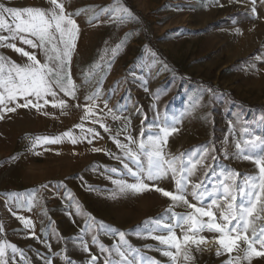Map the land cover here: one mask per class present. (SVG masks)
Instances as JSON below:
<instances>
[{"label":"rangeland","instance_id":"1","mask_svg":"<svg viewBox=\"0 0 264 264\" xmlns=\"http://www.w3.org/2000/svg\"><path fill=\"white\" fill-rule=\"evenodd\" d=\"M59 1L79 26L70 65L77 100L86 101L99 88L100 119L109 131L92 124L99 133L92 145L70 153L33 147L37 136L58 135L67 115L33 116V108H18L0 120V242L23 252L14 264H92V256L96 264H172L162 255L166 246L150 235H166L163 226L174 225V217L190 209L173 206L154 190L120 192L117 182H136L124 163L137 166L115 141L135 151L159 127L174 126L178 131L163 146L167 157L211 150L194 181L211 186L227 177L226 182L241 185L257 176V166L243 156L260 154L259 141L254 148L246 138L264 139V4L257 0L253 13L248 0ZM105 9L128 11L113 12L116 19L110 20ZM121 17L126 19L121 22ZM117 45L120 50L113 56ZM90 72L99 74L86 82ZM145 182L176 191L170 177ZM17 216L30 219L34 227L26 228ZM88 224L96 227L85 231ZM260 226L264 220L256 223ZM175 231L182 238L181 230ZM118 233H124L123 241ZM202 234L208 240L216 235ZM116 246L125 253L124 261ZM187 247L194 257L187 264H226L229 259L227 254L218 257L214 244L201 245L211 249L203 251ZM180 264H185L182 257ZM251 264H264V257H254Z\"/></svg>","mask_w":264,"mask_h":264},{"label":"snow or ice","instance_id":"2","mask_svg":"<svg viewBox=\"0 0 264 264\" xmlns=\"http://www.w3.org/2000/svg\"><path fill=\"white\" fill-rule=\"evenodd\" d=\"M244 3L245 0H236ZM252 5L251 11L256 13L257 0H248ZM264 4V0H260ZM50 9L39 7H10L0 3V48H8L26 58L24 64H17L10 59L0 55V120L8 113H15L18 108H33L40 112L45 106L50 105L59 109L62 114H67L68 102L63 97L77 98V86L70 74V65L76 41L79 35V26L71 15L66 13L65 4L59 0H48ZM222 6V5H220ZM109 12V19L115 20L113 12H127V9H105ZM126 17H121V22ZM7 32V35L2 33ZM239 34V29H237ZM17 41L31 49H40L45 57V62L37 58L35 52L26 51L17 46ZM121 45L111 49L115 56ZM107 52L105 53V55ZM103 59V56L101 57ZM97 68L100 65H96ZM98 72H90L88 76L98 75ZM211 92L212 90L209 89ZM63 94L61 97L60 94ZM100 89L94 95L86 96V104L83 107L84 115L82 121L98 124L105 132L109 131L107 125L100 119L98 112ZM51 97V99H49ZM80 107L79 104L76 105ZM104 107L107 108L105 102ZM112 110L109 109V112ZM47 114V113H45ZM82 135H75L73 131H65L56 137H38L33 142V147L40 144H60L65 139L73 145L88 140V134L93 138L99 135L94 128H85L84 123L76 126ZM178 128L174 126H161L157 133L142 138L138 149L133 150L129 145L122 144L119 140L115 143L124 152V156L132 161L137 167L134 169L124 163L123 167L135 178L136 182H117L120 192H131L141 194L145 191L154 190L163 197L169 199L173 206L183 205L190 211L181 216H175V224L163 227L167 229L166 235H150V238L166 246L162 249V255L168 257L172 264H180V258L187 264L194 259L188 245L195 246L197 251L211 250L202 249L201 245H216V255L227 254L229 259L226 264H251L254 257H264V226L256 227L258 221L264 220V139L259 136L246 138L245 143L257 147L259 141L260 154H244L243 158L253 162L258 169V175L244 180L243 184L236 185L234 181L226 182L227 177L213 181L212 185L205 180L194 181L192 178L196 173L198 165H203L211 151L208 148L193 150L196 154H185L181 157H167L163 152V146L167 144L168 138L176 133ZM247 132V129L244 130ZM143 137V133L141 134ZM130 143L134 142L132 137H127ZM240 148V145H236ZM101 151L99 148L93 149ZM120 159V157H116ZM215 160V156H212ZM146 161V164H145ZM211 165L208 166L210 168ZM113 171H116L113 169ZM208 175L207 168L204 172ZM234 176L236 174H233ZM171 178L175 183L176 191H168L155 183L149 184L145 181H160ZM189 196L196 201L193 203ZM239 200V203H238ZM207 201V203L205 202ZM206 218V219H205ZM26 228H33L30 219L17 216ZM159 223V222H157ZM96 227L88 224L85 231ZM102 229V226H100ZM179 228L182 238L178 237L175 229ZM0 231L3 226L0 225ZM205 231L216 234L212 240H208L202 233ZM250 233V234H249ZM34 235V233H33ZM120 240H124V233H118ZM93 236V243H97ZM242 245L244 247H242ZM257 245L259 248H257ZM175 251H172V250ZM9 250L11 255H9ZM86 252L90 251L86 245ZM102 252H109L100 245ZM23 258V252L8 241L0 242V264H14L17 253ZM115 252L124 261L125 253L120 246L115 247ZM236 252L237 255L231 254ZM92 264H96L97 257H91ZM47 264H51L48 261ZM105 264H109L106 260ZM111 264H116L112 261ZM131 264V261H127ZM152 264H157L153 261Z\"/></svg>","mask_w":264,"mask_h":264},{"label":"crops","instance_id":"3","mask_svg":"<svg viewBox=\"0 0 264 264\" xmlns=\"http://www.w3.org/2000/svg\"><path fill=\"white\" fill-rule=\"evenodd\" d=\"M60 2V1H59ZM0 3H4L6 6L10 7H18V8H23V7H39L43 9H50L51 5L48 3V0H14V2L5 3L4 0H0ZM4 35H7V32L2 33ZM18 47H23L26 51L29 52H35L37 55V58L40 59L42 62H45V57L43 52L40 49H31L26 45H22L19 41L16 42ZM0 55H3L6 59H10L11 61L17 63V64H24L26 62V58L21 57L19 54L15 53L13 50L8 49V48H0ZM61 97H63V94H60ZM67 102H68V109L67 111V116L66 120L64 121L63 124L60 125V131L59 134L56 136H60L62 133L65 131H73L75 135H82L80 133L79 128L76 126L84 123L85 128L92 127V123L88 121H82V116L84 115L83 112V107L87 103L86 101H80L77 100L79 96H77L76 99H72L70 97H63ZM51 99V97H49ZM79 104L80 107H77L76 105ZM99 110V109H98ZM101 113L102 111H98ZM33 116H40V115H45V113L48 114H53V115H65L62 114L59 109H54L51 106L49 107H44L40 112H37L35 109H32L31 111ZM10 114H6L5 117H9ZM101 117V116H100ZM103 121V120H102ZM56 136H51V135H42V136H37L34 139L38 137H56ZM97 137V136H96ZM92 136L88 134V139L91 140ZM41 146H46L50 148V150H62V151H67L70 153H76L78 151L82 152L85 150L86 147H90L92 145V142L89 143L88 140H83L80 143H77L73 145L69 140L65 139L62 143L60 144H40Z\"/></svg>","mask_w":264,"mask_h":264},{"label":"trees","instance_id":"4","mask_svg":"<svg viewBox=\"0 0 264 264\" xmlns=\"http://www.w3.org/2000/svg\"><path fill=\"white\" fill-rule=\"evenodd\" d=\"M206 87H207L208 89H211L212 92H214V91L216 90V88L213 87L212 85H206Z\"/></svg>","mask_w":264,"mask_h":264}]
</instances>
